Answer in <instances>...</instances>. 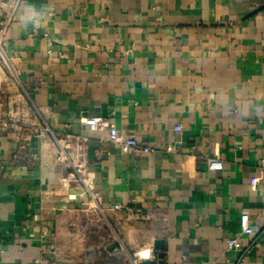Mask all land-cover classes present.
I'll use <instances>...</instances> for the list:
<instances>
[{
	"label": "crops",
	"instance_id": "obj_1",
	"mask_svg": "<svg viewBox=\"0 0 264 264\" xmlns=\"http://www.w3.org/2000/svg\"><path fill=\"white\" fill-rule=\"evenodd\" d=\"M0 44V264H264V0H15Z\"/></svg>",
	"mask_w": 264,
	"mask_h": 264
},
{
	"label": "built area",
	"instance_id": "obj_2",
	"mask_svg": "<svg viewBox=\"0 0 264 264\" xmlns=\"http://www.w3.org/2000/svg\"><path fill=\"white\" fill-rule=\"evenodd\" d=\"M0 62L6 64L8 62V59L1 47L0 44ZM7 77L2 76L0 78V81H6ZM83 124H85L90 130H100V129H107L108 134H109V140L117 143L123 152H129V151H134V152H143V153H148L151 151V149L146 146L142 145L137 141L135 137H125L123 135H120L117 131V128L113 123H110L107 119L103 117H96V116H91L83 119ZM55 141L60 147V150L58 152V158L60 159H65L66 155L64 153V148H65V140L64 139H57L55 138ZM83 140H86L85 137ZM206 165L208 170H221L223 167L222 161L217 158V157H210L206 161ZM68 166L70 168V171L67 174V177L69 179H74L77 178L80 180V182L83 185V188L79 192V198L83 199L85 196L89 197V200L91 202L96 203L98 200L100 194L98 191L91 189L90 187V180L87 177V175L84 174V163L82 161L78 160H71L68 163ZM257 182L256 178L250 179V184L255 185ZM262 195L264 197V191L262 192ZM72 198H75V195H70ZM114 210H119L121 209V205L118 203H115L112 207ZM136 214H138L140 217L144 219H151L152 215L148 211H143L139 208L135 209L134 211ZM240 223V228L241 232L245 234H250L252 232V227L250 226L248 215L247 214H242L239 219ZM226 246L228 249H236V250H242L243 245L242 243L235 237H226L225 238ZM153 258V254L150 249H141L135 254V258L133 260V264H140L141 261L143 260H150ZM216 264V263H212Z\"/></svg>",
	"mask_w": 264,
	"mask_h": 264
},
{
	"label": "clouds",
	"instance_id": "obj_3",
	"mask_svg": "<svg viewBox=\"0 0 264 264\" xmlns=\"http://www.w3.org/2000/svg\"><path fill=\"white\" fill-rule=\"evenodd\" d=\"M38 16L39 14L36 13L35 11H33L31 14L22 11L20 13L19 19L21 23L27 25L29 22L38 23L39 22Z\"/></svg>",
	"mask_w": 264,
	"mask_h": 264
},
{
	"label": "water",
	"instance_id": "obj_4",
	"mask_svg": "<svg viewBox=\"0 0 264 264\" xmlns=\"http://www.w3.org/2000/svg\"><path fill=\"white\" fill-rule=\"evenodd\" d=\"M163 245V241L161 239H157L154 242V246L155 248H162ZM162 258H163V253H158V261H147V260H143L140 262V264H163L162 263Z\"/></svg>",
	"mask_w": 264,
	"mask_h": 264
},
{
	"label": "rangeland",
	"instance_id": "obj_5",
	"mask_svg": "<svg viewBox=\"0 0 264 264\" xmlns=\"http://www.w3.org/2000/svg\"><path fill=\"white\" fill-rule=\"evenodd\" d=\"M6 4V6H2L4 7L1 12H0V21H4L5 19H7L8 17V13L11 9V6L13 5L15 0H4Z\"/></svg>",
	"mask_w": 264,
	"mask_h": 264
}]
</instances>
